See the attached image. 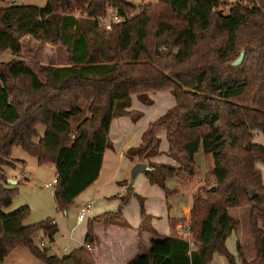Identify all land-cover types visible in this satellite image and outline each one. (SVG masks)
<instances>
[{
	"label": "trees",
	"instance_id": "16d2710c",
	"mask_svg": "<svg viewBox=\"0 0 264 264\" xmlns=\"http://www.w3.org/2000/svg\"><path fill=\"white\" fill-rule=\"evenodd\" d=\"M225 6V0H158L138 8L129 0L0 5V53L9 50L16 57L0 62V264L18 247L45 264H96L86 247L99 245L95 224L108 219L105 227H129L120 209L133 194L128 181L119 183L127 186L119 210L88 219L84 243L71 253L48 255L34 236L42 231L53 243L58 233L53 219L24 225L28 207L3 211L17 192L6 184L3 171L15 165L13 147L38 164H54L53 197L57 210L65 211L97 180L103 153L111 147L112 120L130 116L136 121L140 113L128 110L132 96L150 105L148 95L164 91L175 105L149 124L142 143L127 157L144 161L157 155L156 132L165 129L168 154L181 168L148 162L144 174L166 196L172 194L166 179L179 170L194 175L200 148L211 156L212 167L206 185L192 195L184 226L191 240L173 234L180 219H170L169 235L156 234L147 223L143 198L135 195L141 208L138 243L142 231L156 237L126 264H210L215 255L235 264L225 246L237 225L228 210L242 207L248 208L256 262L264 264V179L255 167L264 162V146L254 141L256 133L264 136V0H234L223 14ZM109 7L124 20L107 30L98 21ZM26 36L63 47L68 64L41 65L40 78L20 58ZM242 51L241 63L234 66ZM79 101L86 103L88 116L73 127L70 121L84 111ZM237 253L240 264H249L240 244Z\"/></svg>",
	"mask_w": 264,
	"mask_h": 264
},
{
	"label": "crops",
	"instance_id": "0c3cea01",
	"mask_svg": "<svg viewBox=\"0 0 264 264\" xmlns=\"http://www.w3.org/2000/svg\"><path fill=\"white\" fill-rule=\"evenodd\" d=\"M24 38H28V36ZM164 92L151 94H160ZM156 102L157 100L154 99L152 100L151 106L144 105L137 99L136 96H132L131 106L128 108V110L132 113L139 112L141 113V116L136 121H133L130 116H120L112 120L109 128L111 147L106 148L103 153V160L99 176L89 188H87L75 199L74 204L69 210V213L75 214L82 205L92 203V209L88 214L87 220L78 222L76 215L75 225L71 226L70 230H68L69 225L65 217L67 215V211H59V214L56 218V224L58 226L59 233L62 235L66 234L68 238L72 240L74 238V231L77 229V227L84 224L81 230L82 237L81 240H79L80 246H82L86 235V222L88 219L99 217L106 212L114 213L119 210V207H121L120 197L123 196L127 190L126 185L121 186L119 183L122 181L129 182L130 169L135 163H137L135 160H131L127 157V151L131 148L140 146L142 143L143 132L148 128L149 124L158 120L175 105V99L172 96L171 98L169 97L168 104L166 106L157 111L150 110V108L156 106V104H154ZM156 136L160 141L159 152L157 155L149 158L150 162L154 164L170 165L178 168L179 165H177V162L173 160L168 154L169 146L165 129L158 130L156 132ZM254 141L264 146V136L260 133H256L254 135ZM209 166V169H211L212 162L209 164ZM255 167L261 172L264 179V162H257ZM148 170H150V168H148ZM6 178L7 180H11L7 175ZM170 179H172L174 182L172 185L167 186V182ZM13 181L14 183L10 184L16 183L15 180ZM179 181V176L176 174L175 176L166 179L165 185L170 190H177L176 186H178ZM132 190V196L129 197L128 201L122 205V208L120 209L121 217L124 222L129 225V227H122L118 225L103 227L101 224H95V232L100 240L99 245L93 251L95 254L96 264H126L140 251L147 250L149 247V241L156 237L149 231H142L140 232L142 241L141 245H139L138 229L141 225V209L138 198L135 195L143 198L145 214L150 216L147 219V223L149 224V227L158 235H169L170 219H180L182 217L187 218L189 215L192 205V196L188 194V201L181 202V205H179L180 201L171 204L170 200L172 198L179 197L178 193L166 196L164 190L158 185L150 183L144 173L137 175L134 183L132 184ZM153 202L156 203L155 206ZM235 221L237 222V225L230 234V238L226 239L225 246H227L226 248H228V252L234 257V263L240 264L237 253V245L240 244L242 247L243 234L241 231H238L239 220L235 219ZM177 229H181V226L178 225ZM36 234H41L42 236L40 237L41 239L39 246L41 247V244L43 243V248L50 249V245L52 243L47 240L43 232L39 231ZM229 239L230 241L228 244ZM78 247L70 248L65 254H63V256L71 253ZM242 251L249 264H257L256 255L254 263H251L247 257L245 248L242 247ZM213 260L214 257L210 264H214ZM217 264L222 263L218 262ZM224 264L229 263L227 262Z\"/></svg>",
	"mask_w": 264,
	"mask_h": 264
},
{
	"label": "rangeland",
	"instance_id": "374dc122",
	"mask_svg": "<svg viewBox=\"0 0 264 264\" xmlns=\"http://www.w3.org/2000/svg\"><path fill=\"white\" fill-rule=\"evenodd\" d=\"M134 6L137 8L141 5L157 2L158 0H129ZM226 6L222 8L223 14H227L230 6L234 3V0H225ZM45 0H3L1 2V6L6 5H31L35 7H41L44 5ZM79 16V14H76ZM22 49L20 58L24 60L26 64H28L36 74L41 78L39 68L41 65H52V66H63L68 64V55L65 49L61 46H53L48 43L37 42L33 38H24L21 41ZM13 58L9 50H5L0 53V62H7ZM18 58V57H17ZM160 95V96H159ZM149 98L152 100L156 99L157 102L155 107L150 108V110H159L162 107L168 104L169 97L171 98V94L168 92L160 93V94H149ZM142 103V102H141ZM144 104V103H142ZM152 104V103H151ZM150 104V106H151ZM146 105V104H144ZM148 106V107H150ZM79 107L84 109V111L77 118L72 119L70 122L72 126H76L77 122L86 118L88 116L86 112V103L84 101H79ZM139 113V112H133ZM141 116V113H140ZM79 119V120H78ZM76 120H78L76 122ZM40 131H43V128L40 127ZM140 158L137 156H132L131 160H135L136 162H150L149 159H144V161H139ZM11 160L14 161L15 165L13 167H3V171L5 175H7L11 180H15V184H10L6 180V184L10 186L17 187V192L12 199L11 204L4 208L3 211L5 213L13 212L22 207L29 208V214L23 220L24 225H29L33 223H38L47 218H51L56 222V218L59 214V210L56 208L55 200L53 197V189L46 188L44 186L45 183L52 182L55 179V167L52 163H44L38 164L36 159L28 154L22 148L15 146L12 149ZM177 162V161H176ZM195 162L198 165L197 170L195 171L193 176H187L184 171L179 170L177 175L179 176V183L177 190H170L172 194L178 193L179 197L172 198L170 203L173 204L175 202L188 201V194L192 196L197 191L199 192L200 188L206 185L204 182V178L209 171V164L212 162L211 156H206L203 154L202 149L200 148L198 153L195 155ZM178 168H181L179 162ZM132 168V167H131ZM177 168V169H178ZM173 180L170 179L167 182V186L173 184ZM213 183V180L209 182V185ZM170 194V195H172ZM169 195V196H170ZM128 201V200H127ZM121 204V203H120ZM155 206V202H153ZM144 208V206H143ZM71 206L66 209L67 215L66 221L68 222V230H70L71 226L76 223V215L77 213H69ZM141 209V208H140ZM62 212V211H61ZM230 216L235 220H239V228L238 231H241L243 234L242 239V247L245 248L247 252V257L251 263H254L255 260V251L253 248V240L250 235L249 223H248V208H234L228 210ZM62 214V213H61ZM64 217V216H63ZM185 218V217H182ZM180 218L178 223L181 226V229H175L173 234L183 239L191 240V236L188 233L186 235V231L184 230V226L188 223L189 215L185 218V221ZM108 219H103L101 222L96 224H101L104 227V222ZM82 224L77 227L74 231V238L70 240L66 234L58 233L55 236L54 243L48 249V255H57L63 256L70 248L80 246V241L82 237ZM87 225V222H86ZM243 229V230H242ZM40 237L41 234H36L34 236V241L39 248L40 247ZM230 238V237H228ZM44 239V238H42ZM230 239L228 240L229 244ZM97 246L92 247L91 252ZM227 247V246H226ZM234 247V245H233ZM228 249V248H227ZM229 251V250H228ZM94 253V252H93ZM221 262L222 264L227 263V259L224 256L215 255L213 263L217 264ZM2 264H45L44 262L35 258L30 251L25 247H18L11 251Z\"/></svg>",
	"mask_w": 264,
	"mask_h": 264
},
{
	"label": "built area",
	"instance_id": "2783aa9c",
	"mask_svg": "<svg viewBox=\"0 0 264 264\" xmlns=\"http://www.w3.org/2000/svg\"><path fill=\"white\" fill-rule=\"evenodd\" d=\"M123 17L121 16H118L117 14L114 13L113 9L112 8H108V14L105 18H102V19H99V26L103 29H110V26L114 23H119L121 21H123ZM55 179H53L52 182H48V183H45L44 186L46 188H53L54 184H55ZM92 209V203H87V204H84L82 205L79 209H78V212H77V221L78 222H82V221H85L87 220V217H88V214L90 213ZM186 235H188V233H186ZM44 244L42 243L41 244V247H43ZM88 250H92V246L90 245H87L86 246Z\"/></svg>",
	"mask_w": 264,
	"mask_h": 264
},
{
	"label": "water",
	"instance_id": "95a60500",
	"mask_svg": "<svg viewBox=\"0 0 264 264\" xmlns=\"http://www.w3.org/2000/svg\"><path fill=\"white\" fill-rule=\"evenodd\" d=\"M243 58V51L239 54V56L233 61V65L237 66L241 63ZM148 164L146 162H137L135 163L132 168L130 169V175H129V184L132 185L134 183L135 178L137 177V175L139 174H143L145 173V171L148 170ZM8 183H14L13 180H7ZM212 190H214V188H212ZM248 196L250 199H252L254 197V191L250 190L248 192Z\"/></svg>",
	"mask_w": 264,
	"mask_h": 264
}]
</instances>
